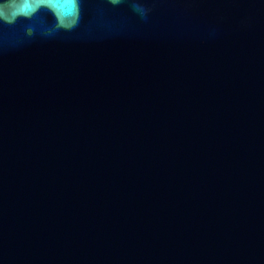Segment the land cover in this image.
<instances>
[{
    "label": "water",
    "instance_id": "obj_1",
    "mask_svg": "<svg viewBox=\"0 0 264 264\" xmlns=\"http://www.w3.org/2000/svg\"><path fill=\"white\" fill-rule=\"evenodd\" d=\"M0 264H264V0H0Z\"/></svg>",
    "mask_w": 264,
    "mask_h": 264
}]
</instances>
